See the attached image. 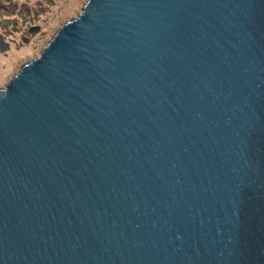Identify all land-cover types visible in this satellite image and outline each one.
I'll use <instances>...</instances> for the list:
<instances>
[{"label": "water", "instance_id": "95a60500", "mask_svg": "<svg viewBox=\"0 0 264 264\" xmlns=\"http://www.w3.org/2000/svg\"><path fill=\"white\" fill-rule=\"evenodd\" d=\"M0 264H264V0H89L27 61Z\"/></svg>", "mask_w": 264, "mask_h": 264}, {"label": "rangeland", "instance_id": "374dc122", "mask_svg": "<svg viewBox=\"0 0 264 264\" xmlns=\"http://www.w3.org/2000/svg\"><path fill=\"white\" fill-rule=\"evenodd\" d=\"M89 0H0V89L27 62L40 58L67 22L83 13ZM8 25H4L5 23Z\"/></svg>", "mask_w": 264, "mask_h": 264}]
</instances>
